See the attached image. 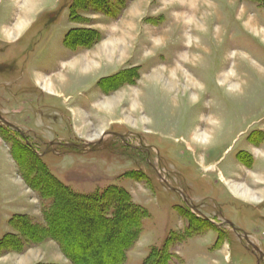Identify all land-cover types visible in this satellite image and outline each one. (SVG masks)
<instances>
[{"label": "rangeland", "instance_id": "obj_1", "mask_svg": "<svg viewBox=\"0 0 264 264\" xmlns=\"http://www.w3.org/2000/svg\"><path fill=\"white\" fill-rule=\"evenodd\" d=\"M0 116V242L44 225L43 169L143 210L124 264L164 243L168 264H257L244 235L264 253V0H0ZM41 245L0 264L64 263Z\"/></svg>", "mask_w": 264, "mask_h": 264}, {"label": "trees", "instance_id": "obj_2", "mask_svg": "<svg viewBox=\"0 0 264 264\" xmlns=\"http://www.w3.org/2000/svg\"><path fill=\"white\" fill-rule=\"evenodd\" d=\"M93 9L105 10L109 0H89ZM73 39L79 45L89 46L87 31L75 30ZM86 40L78 41L81 37ZM21 150H23L21 148ZM25 150L34 154L29 147ZM35 155V154H34ZM37 166V165H36ZM35 186H39L42 197L52 200L48 210L42 214L44 225L30 222L26 216H17L12 221L27 246H34L46 240L55 242L70 264H124L126 252L140 235L142 209L134 206L128 193L117 187L106 189L97 194H77L69 187L40 169ZM43 184V185H42ZM80 210V211H79ZM64 212V213H63ZM78 214L76 232L69 228L67 215ZM78 235L84 243L85 251H78L69 244V239ZM19 238L6 235L0 242V248L12 252L21 250ZM170 255L165 243L151 250L143 264H168Z\"/></svg>", "mask_w": 264, "mask_h": 264}, {"label": "flooded vegetation", "instance_id": "obj_3", "mask_svg": "<svg viewBox=\"0 0 264 264\" xmlns=\"http://www.w3.org/2000/svg\"><path fill=\"white\" fill-rule=\"evenodd\" d=\"M186 201H185V204H186ZM189 214H191V217L193 216V218L196 219V220H200V221H204V222L207 221L205 219V217H201V216H203V214H202V211H199V209L193 210V209L190 208ZM228 225L230 226V228H233L234 229V231L232 230L233 233H237V232H235L236 229L234 227H232V225L230 223ZM188 228H189L188 223H186V225L184 227V230H186ZM241 240L244 241L247 250H249L251 252V254L253 255V257H255L256 263L257 264H261V261L264 260V253H263L262 249L259 248V247H257V246L251 245V243L247 239V236L246 235H244V237L241 238Z\"/></svg>", "mask_w": 264, "mask_h": 264}, {"label": "crops", "instance_id": "obj_4", "mask_svg": "<svg viewBox=\"0 0 264 264\" xmlns=\"http://www.w3.org/2000/svg\"><path fill=\"white\" fill-rule=\"evenodd\" d=\"M46 242V241H45ZM44 243V242H43ZM52 243V242H51ZM54 244V243H53ZM41 245V243L40 244H38V245H35V246H40ZM42 246V245H41ZM56 247L55 248H57L58 246L57 245H55ZM32 247H34V246H32ZM39 248V247H38ZM58 249V254H60V256L61 257H63V259H64V263L63 264H70V262L63 256V254L60 252V250H59V248H57ZM34 250V249H33ZM14 254H17V255H19V254H21L22 252H13ZM53 262H55V261H53ZM53 262H51L52 264H56V262L55 263H53ZM51 263H45V264H51ZM57 264H61V263H57Z\"/></svg>", "mask_w": 264, "mask_h": 264}, {"label": "bare ground", "instance_id": "obj_5", "mask_svg": "<svg viewBox=\"0 0 264 264\" xmlns=\"http://www.w3.org/2000/svg\"><path fill=\"white\" fill-rule=\"evenodd\" d=\"M177 73V72H176ZM177 76V75H176ZM183 77V76H182ZM178 78V77H177ZM170 80V79H169ZM173 81V80H172ZM179 81V80H178ZM190 81V80H189ZM185 83V82H184ZM172 84H173V82H172ZM184 86H186V85H184ZM178 87V86H177ZM241 189V188H240ZM239 189V190H240ZM246 195H248V196H250V194L248 193V192H246Z\"/></svg>", "mask_w": 264, "mask_h": 264}]
</instances>
